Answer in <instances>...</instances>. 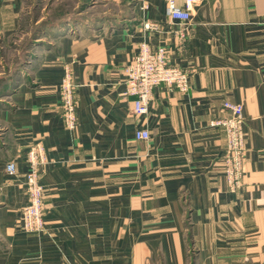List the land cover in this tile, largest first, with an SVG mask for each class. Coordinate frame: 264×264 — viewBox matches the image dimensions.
<instances>
[{"label":"crops","instance_id":"1","mask_svg":"<svg viewBox=\"0 0 264 264\" xmlns=\"http://www.w3.org/2000/svg\"><path fill=\"white\" fill-rule=\"evenodd\" d=\"M24 2L0 0V46L18 31ZM98 3L86 23L36 47L0 98V264H264V0H201L183 44L165 0ZM144 42L166 46L190 88L156 86L137 115L126 67ZM66 65L78 83L75 130L60 106ZM227 99L244 106L237 190L222 169L224 130L210 124ZM143 128L149 139L136 138ZM36 142L47 156L42 234L19 226Z\"/></svg>","mask_w":264,"mask_h":264},{"label":"built area","instance_id":"2","mask_svg":"<svg viewBox=\"0 0 264 264\" xmlns=\"http://www.w3.org/2000/svg\"><path fill=\"white\" fill-rule=\"evenodd\" d=\"M201 0H185L183 7L177 0H165L167 13L173 19L182 22L176 31L178 39L183 44L192 25L193 5ZM144 28L157 30L159 23L146 20ZM190 71L170 62L167 48L164 45L152 47L144 42L134 59L126 67L125 95L134 96L133 113L141 115L147 113L154 98V88L165 84L170 89L187 92L190 88ZM78 83L72 68L66 65L61 82V109L64 125L69 130H75L79 123L78 118ZM220 112L221 116L210 122L224 130L226 145L222 153V169L232 190L243 185L245 177L244 160L246 156V134L243 130L244 106L232 100H224ZM136 138L149 139L150 131L147 128L136 131ZM29 169L25 173V190L27 203L21 210L20 227L29 233L42 234L47 230L45 221L44 187L41 184L42 167L47 162L45 147L42 142L32 144L26 156ZM16 162L7 163L9 172L16 171Z\"/></svg>","mask_w":264,"mask_h":264},{"label":"rangeland","instance_id":"3","mask_svg":"<svg viewBox=\"0 0 264 264\" xmlns=\"http://www.w3.org/2000/svg\"><path fill=\"white\" fill-rule=\"evenodd\" d=\"M20 26L8 45L0 46V98H4L10 80L24 76L34 49L48 45L57 32L77 29L86 23L91 10L102 8L95 0H24ZM84 26V25H83Z\"/></svg>","mask_w":264,"mask_h":264}]
</instances>
